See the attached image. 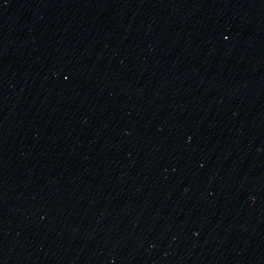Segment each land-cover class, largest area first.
Masks as SVG:
<instances>
[{
  "label": "water",
  "instance_id": "1",
  "mask_svg": "<svg viewBox=\"0 0 264 264\" xmlns=\"http://www.w3.org/2000/svg\"><path fill=\"white\" fill-rule=\"evenodd\" d=\"M0 264H264V0H0Z\"/></svg>",
  "mask_w": 264,
  "mask_h": 264
}]
</instances>
